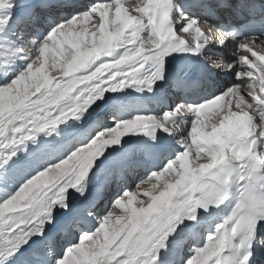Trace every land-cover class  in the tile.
Listing matches in <instances>:
<instances>
[{"label":"snow or ice","instance_id":"snow-or-ice-1","mask_svg":"<svg viewBox=\"0 0 264 264\" xmlns=\"http://www.w3.org/2000/svg\"><path fill=\"white\" fill-rule=\"evenodd\" d=\"M262 38L264 0H0V264H264Z\"/></svg>","mask_w":264,"mask_h":264},{"label":"bare ground","instance_id":"bare-ground-1","mask_svg":"<svg viewBox=\"0 0 264 264\" xmlns=\"http://www.w3.org/2000/svg\"><path fill=\"white\" fill-rule=\"evenodd\" d=\"M141 187L147 188V187H150V184H144V185H141Z\"/></svg>","mask_w":264,"mask_h":264}]
</instances>
